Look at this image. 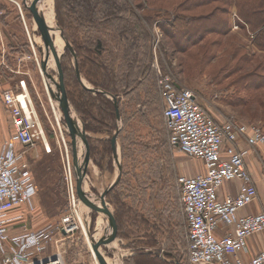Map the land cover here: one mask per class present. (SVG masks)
I'll return each instance as SVG.
<instances>
[{"label": "rangeland", "instance_id": "1", "mask_svg": "<svg viewBox=\"0 0 264 264\" xmlns=\"http://www.w3.org/2000/svg\"><path fill=\"white\" fill-rule=\"evenodd\" d=\"M28 1L30 4L35 2L38 5L36 0ZM130 1L133 3L134 11L141 16L142 24L149 33L144 65L147 73L151 74V78L143 86V89L154 84L159 91V72L169 73L179 86L197 92L200 95L199 101L210 110L225 116H235L241 121L258 123L264 130V107L257 103L247 107L231 106L221 100L220 92L216 90L214 84L215 81L210 84L212 77L217 74V66L221 65L217 59H225L226 54L220 50L219 57L213 58L208 64L203 62L206 48L215 47V43L219 44L220 39L222 43L219 46H225L226 53L231 52L234 45H239L241 42V47H245L242 52L246 50L259 55L253 64L264 59V51L253 43L252 34L243 30L235 22L237 14L235 6L232 7L230 19L232 27L228 34L222 37L212 35L205 41L190 43L191 39L198 37L197 28L202 29L203 23H190L188 27H183L181 22L177 23L165 14L156 15L153 19L144 16V14L165 12L183 0H155L148 3L146 9L141 7L144 0ZM55 7L56 1L53 0L54 17L55 15L57 17ZM210 10L197 6L189 14L197 19L203 17V12L205 14ZM172 22L176 24L173 25ZM216 22L217 20H214L210 25H215ZM236 25L239 27L237 28ZM54 26L56 27V20ZM43 33L44 29L41 23L37 21L23 0H0V96L3 100L4 92L15 88L19 80L25 78L42 126L53 149L51 153H47L42 143L39 142V145L27 154L38 185V194L35 199V211L29 213L22 209V212L26 216L25 221L29 228L36 230L49 224L60 227L63 219L72 210L78 209L87 230L89 229L95 235L96 229L100 226L101 236L103 222L97 207L98 204L94 198L87 196L81 190L75 174L73 163L75 139L67 126L69 122L56 100V111L52 107L42 71L43 60L47 58L49 63L53 56L54 63L50 67L47 63L48 70L57 80H59L60 74H63L68 94L64 74L65 63L62 58L59 63L55 61V56L60 53L55 44L56 35L51 33V43L46 47L44 44H47L48 40L42 36ZM31 36L40 38V42L32 41ZM237 40L239 44H237ZM212 42L214 44H211ZM70 43L78 60L75 46L73 42L70 41ZM68 63L75 69L72 54ZM158 67L160 71H158ZM81 77L87 85L92 86L82 73ZM91 90L94 94L98 92ZM136 93L139 94V99L137 98V101L136 99L130 100L131 96ZM136 93L129 96L125 94L114 96L119 101V121L115 114L116 128L114 130H86L88 155L83 162L84 177L87 185L96 194H102L118 173V161L113 148L111 154L106 155L103 159L100 155L93 156L89 138L94 145L99 144V140L111 141L117 129V122L122 126L116 143L119 158L123 164L122 176L111 190V195L110 191L105 198L113 220L115 239L104 243L101 246V252L112 264H126L127 259L136 250L142 248L140 241L146 227L141 223V220L145 219L148 222V228L160 230L159 242L155 248L164 249L165 257L171 253L170 260L175 264L177 262L189 264L187 228L178 178L185 174L183 171L184 160L196 159L169 143L168 130L162 115L163 98L158 96V99H154L150 95L147 96L144 91ZM258 94L261 99L260 104L264 105V88H260ZM72 107L74 108L73 104ZM0 115V126L2 132H5L4 135L2 133V136L6 137L11 134V121L9 107L5 103ZM57 117H59L61 126L58 125ZM77 142L80 146L79 137ZM66 147L74 179V199L65 177V171L68 168ZM109 157L112 161L111 165H108ZM191 168L196 170V164H193ZM72 200H76V207ZM119 200L120 204L123 202L131 209L129 211L131 213L130 220H127V230L132 234L130 238L125 235L124 229L119 231L115 219V214L120 208L117 206ZM138 216H142L143 219ZM75 219L77 220L76 215ZM72 221L74 220L72 219ZM81 231L80 229L76 232L72 239L61 242L64 243L63 248L66 249L67 264H91L93 262V254L88 240ZM57 237L60 235L58 234ZM49 250L54 251L55 246L51 245Z\"/></svg>", "mask_w": 264, "mask_h": 264}, {"label": "built area", "instance_id": "2", "mask_svg": "<svg viewBox=\"0 0 264 264\" xmlns=\"http://www.w3.org/2000/svg\"><path fill=\"white\" fill-rule=\"evenodd\" d=\"M159 73L170 143L203 165L202 171L178 178L190 264H264V209L250 211L259 191L248 167L251 151L261 152L264 146L263 128L231 115L216 117L199 101L197 92L179 86L171 74ZM3 101L9 107L11 134L3 137L0 128V264H67L61 242L75 237L80 229L86 236L80 210H72L60 227L49 224L36 230L29 228L22 212L35 211L38 194L27 154L39 142L47 153L53 150L27 80L22 78L15 88L6 90ZM66 150L65 177L74 199ZM234 181L240 182L238 191L221 197L223 185ZM72 203L76 207V200ZM254 238L258 249L250 244ZM51 245L55 246L52 252ZM91 264H99L94 255Z\"/></svg>", "mask_w": 264, "mask_h": 264}, {"label": "trees", "instance_id": "3", "mask_svg": "<svg viewBox=\"0 0 264 264\" xmlns=\"http://www.w3.org/2000/svg\"><path fill=\"white\" fill-rule=\"evenodd\" d=\"M55 1L57 20L67 39L75 46L81 73L94 88L100 90L94 94L91 89L79 81L74 66L68 63L71 54L67 51L62 59L65 63L64 74L68 97L85 123L86 130L101 131L116 128V108L113 100L105 93L112 96L121 94L129 96L132 93L144 91L147 96L150 95L154 99L162 97L159 86V91L154 84L151 86L152 88L143 89V86L151 78V74L147 73L144 65L149 33L142 24L141 16L134 11L133 3L130 0ZM144 1L141 7L146 9L148 3L155 0ZM197 6L211 10L205 14L203 12V17L196 19L189 12ZM233 6L237 11L235 22L243 30L251 33L253 43L264 51V0H183L165 12L144 14V16L153 19L156 15L165 14L175 22H181L183 27H188L190 23H203L202 29L197 28L198 37L190 41V43L195 41L199 43L209 39L212 35L222 37L230 32ZM214 20L217 22L211 26L210 24ZM238 42L237 40V44H240L234 45L233 50L229 53H226L225 46H219L222 43L221 39L219 44L215 43V47L206 48L203 55L205 64L210 63L213 58L219 57L220 50L226 54L225 59H217L221 65L217 66V74L212 77L210 84L215 81L214 84L216 90L220 92L221 100L231 106L247 107L257 103L264 107L263 104H260L261 99L258 94L259 89L264 88V59L253 64L259 55L246 50L242 52L245 47H241V42ZM137 98L139 99L138 93L131 96L130 100L136 99L137 101ZM162 115L170 143V131L164 112ZM89 141L93 156L100 155L103 159L106 155L111 154L110 140H99L97 145L92 144L90 138ZM111 164L112 161L109 157L108 165ZM111 193L112 191L110 195ZM117 206L120 207L115 214L118 229L120 232L124 229L125 235L130 238L132 234L127 230V220H130L131 213L129 211L131 209L123 202L120 204V200L117 202ZM138 217L143 219L142 216ZM184 220L187 228L185 216ZM141 223L146 227L140 241L142 248L136 250L127 259L126 264H175L170 260L171 253L165 258H161L154 253L145 252L146 248L157 246L160 230L148 228V222L145 219L141 220Z\"/></svg>", "mask_w": 264, "mask_h": 264}, {"label": "water", "instance_id": "4", "mask_svg": "<svg viewBox=\"0 0 264 264\" xmlns=\"http://www.w3.org/2000/svg\"><path fill=\"white\" fill-rule=\"evenodd\" d=\"M24 3L26 4L27 7H29L30 11L34 14L35 18L37 19V21H39L41 23V26L44 29V33H43V37H45L48 42L47 44H44V46L48 47V44L50 45L51 43V31H58L59 36L63 39L64 41V47L63 50L55 56V61L56 63H59L60 59L62 58V56L67 52L70 51L71 54L74 57V62H75V71H76V75L78 77V79L80 80V82L88 87L91 88L93 90L96 91H100L99 89H96L90 85H87L82 77H81V73L79 70V66H78V60L77 57L75 55V52L71 46L70 41L67 39V37L64 34V31L62 29V27L60 26L57 17L55 15V20H56V27L53 28L51 27L46 20L44 11H43V4L46 0H36V2L38 3V5L34 2L32 4L29 3L28 0H23ZM47 58H45L42 62V71L43 74L45 76V80H46V86L49 90V93L53 96V99L56 100L59 104V107L62 109V111L64 112L67 120H68V128L70 129L72 135L74 136V169H75V174L78 180V184L79 187L81 188V190L87 194V196L94 198L98 204V210L101 214V218H102V224H103V231L102 234L99 238H96L95 235L93 233L90 232V230L88 229V233H89V238H90V243H91V247L93 249V252L99 262V264H112L109 259L101 252V246L110 241V240H114L115 239V234H114V225H113V220H112V216L111 213L107 207L105 198L108 195V193L115 187V185L117 184V182L119 181V179L122 176V171H123V164L119 158V154L117 151V137L119 132L122 129V126L119 124V122H117V129L116 132L114 134V136L111 139V143H112V148H113V152L114 155L117 158L118 161V166H119V170L118 173L114 179V181L107 187V189L102 193V194H96L88 185L87 182L85 180L84 177V164L83 162L86 160L87 155H88V145H87V131H86V127H85V123L83 122L82 118L79 116V114L76 112V110L72 107V104L68 98V94L64 85V78H63V74H60L59 76V80H57L48 70V66H47ZM105 93V92H104ZM107 96H109L113 102L116 105V114L117 117L119 115V101L116 99V97L111 96L108 93H105ZM119 121V117L117 118ZM80 138V146H78V142H77V138ZM146 253H154L156 255H158L161 258H165V254H164V250L160 249V248H146L145 250ZM176 264H179L178 262Z\"/></svg>", "mask_w": 264, "mask_h": 264}, {"label": "crops", "instance_id": "5", "mask_svg": "<svg viewBox=\"0 0 264 264\" xmlns=\"http://www.w3.org/2000/svg\"><path fill=\"white\" fill-rule=\"evenodd\" d=\"M5 11V10H3ZM4 107V103L2 100V97L0 96V113L1 109ZM212 111V110H211ZM213 114L216 115V117H220V114L212 111ZM1 116V115H0ZM1 128V126H0ZM1 133L3 135L5 132ZM260 151H255L254 149L251 151L250 156L248 158V167L253 175V178L255 180V183L257 184L259 195L258 198L250 208V211L253 213H257L261 210L264 209V146L260 148ZM183 171L185 174L188 175H194L198 171H202V164L199 161L196 160H184L183 162ZM193 164H196V170H193L191 167ZM191 168V169H190ZM234 186V187H232ZM240 187V182L239 181H234V182H227L223 185V187L220 190V196L225 197L229 194H235L238 191V188ZM15 230H18V225H15ZM251 246L254 248L258 249L260 247L259 242L257 241L256 238L252 239L250 241Z\"/></svg>", "mask_w": 264, "mask_h": 264}, {"label": "bare ground", "instance_id": "6", "mask_svg": "<svg viewBox=\"0 0 264 264\" xmlns=\"http://www.w3.org/2000/svg\"><path fill=\"white\" fill-rule=\"evenodd\" d=\"M43 11H44V14H45V17H46V20H47V23L55 28V17H54V10H53V0H46L43 4ZM52 34H55L56 35V39H55V44L57 46V49H58V52H61L63 50V46H64V41L60 38L59 36V33L58 31H51ZM32 41H36V42H40V38H37L36 36L35 37H32ZM54 63V58L53 56H51L50 60H49V67ZM49 92V90H48ZM49 97H50V100H51V104H52V107H54L55 111H56V104H55V100L53 99V96L49 93ZM58 104V102H57ZM57 121H58V125L61 126V123H60V120H59V117H57ZM82 223H83V227L85 229V233H86V236H87V240L89 242V245L91 246V243H90V238H89V234H88V230H87V226L85 225L84 221L81 220ZM96 234H95V237L96 238H99L100 236V233H101V230H100V226L96 229ZM92 250V253L94 255V257L96 258L94 252H93V249L91 248ZM96 261L97 258H96ZM116 264V263H114ZM118 264V263H117Z\"/></svg>", "mask_w": 264, "mask_h": 264}]
</instances>
